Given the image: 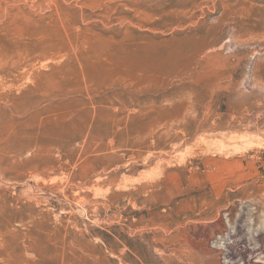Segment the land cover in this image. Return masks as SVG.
I'll return each mask as SVG.
<instances>
[{"label": "rangeland", "instance_id": "obj_1", "mask_svg": "<svg viewBox=\"0 0 264 264\" xmlns=\"http://www.w3.org/2000/svg\"><path fill=\"white\" fill-rule=\"evenodd\" d=\"M248 257L264 0H0V264Z\"/></svg>", "mask_w": 264, "mask_h": 264}, {"label": "bare ground", "instance_id": "obj_2", "mask_svg": "<svg viewBox=\"0 0 264 264\" xmlns=\"http://www.w3.org/2000/svg\"><path fill=\"white\" fill-rule=\"evenodd\" d=\"M231 238H232V237H231ZM250 244H251V243H250ZM230 247H231V243H228V244L226 245L227 250L230 249ZM251 254H252V253H251ZM249 258H250V257L247 258L248 260H247V259L244 260V264H255V263H252L251 259L249 260ZM230 259H231V258H230ZM257 264H258V263H257ZM260 264H261V263H260Z\"/></svg>", "mask_w": 264, "mask_h": 264}]
</instances>
